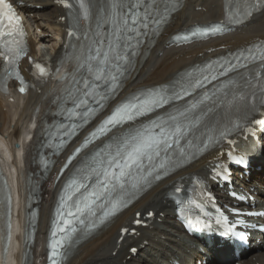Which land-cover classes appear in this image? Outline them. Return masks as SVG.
Segmentation results:
<instances>
[{
  "label": "snow or ice",
  "instance_id": "obj_1",
  "mask_svg": "<svg viewBox=\"0 0 264 264\" xmlns=\"http://www.w3.org/2000/svg\"><path fill=\"white\" fill-rule=\"evenodd\" d=\"M60 2L69 9L78 6L79 13L86 21L93 19L94 16L101 17L97 28L102 31H97L90 43L87 42L90 39L88 33L83 34L86 43L80 45L78 52L71 57L75 61V71L71 77L69 74L64 76V79L69 80L65 92L73 105L65 109L66 119L72 121L74 117H78L87 123L88 117L102 109L103 101L115 93L119 86V78L124 74L126 65L130 63V57L137 54L136 48L142 42V37L147 35L150 28L155 30L165 21L171 10L170 0H110V11L101 7L95 13L92 11L91 0H75V4L71 0ZM261 8H264V0H228L224 12L228 22L239 23L242 17H251L254 11ZM79 18L78 16L77 19ZM106 26L111 29L110 35L107 34ZM220 30V27H214L202 30L201 34L206 35L209 31ZM23 36L21 22L12 5L0 0V58L4 61L3 72L6 78L15 75L20 81L19 91L22 93L26 91L27 86L15 70V64L25 51ZM68 36L80 38L75 28L68 32ZM183 38L186 37L176 39ZM255 61L264 65V45L240 51L232 60H217L194 69L187 73L186 82L180 86L179 91L160 88L146 95H134L117 106L89 134L84 146L117 125L163 109L172 100H182L186 96H191L196 89H205L185 107L157 115L116 139L114 143L99 149L90 164L83 169H77L78 175L73 176L65 184L59 198L49 244L51 264H59L63 250L78 231V225H83L87 230L94 229L98 222L103 223L137 191L142 190L144 185L150 183V178L159 180L161 172L166 173L180 159L186 158L190 150L199 151L201 147L206 148L209 144L230 135L231 130L238 127L233 121L205 125L204 120L212 111L207 105L218 102L216 100L218 93L222 92L227 97L230 85L234 86V82L231 79L223 81L211 92L206 89V85L238 68H247ZM34 67L40 77L47 75L45 66L37 63ZM76 73H80L79 79ZM252 87L253 85L249 84V89ZM239 91L237 90V93ZM259 91L261 97H264V88H260ZM237 93L232 94L229 109H235L237 102L242 103L246 106L242 118L247 119L248 100L249 97L255 98L256 92L251 91L242 95ZM255 123L264 124V121L256 120ZM78 126L74 122L59 125L57 134L60 140L57 147H62L63 137L74 134ZM201 128L205 129L202 133ZM198 133L200 135H197ZM52 139H56V136ZM80 150L77 148L76 152L79 153ZM44 163L46 166L47 162ZM200 222L199 217L195 222L191 219L188 221L190 226ZM8 227L10 229V223ZM122 231L126 232L127 229Z\"/></svg>",
  "mask_w": 264,
  "mask_h": 264
},
{
  "label": "bare ground",
  "instance_id": "obj_2",
  "mask_svg": "<svg viewBox=\"0 0 264 264\" xmlns=\"http://www.w3.org/2000/svg\"><path fill=\"white\" fill-rule=\"evenodd\" d=\"M37 6L42 9L36 10ZM19 9L27 17H32L31 21L35 30L41 29L39 35L31 34L30 36V56L40 61H48L54 68H57V73L48 84L39 89L38 93L28 92L23 96H18L17 86L12 84L11 92L15 96V101L9 103L7 99L0 97V162L10 178L13 195L12 225L6 248L8 254L0 264H36V261L38 262L45 256L49 223L57 194L76 162L85 155L78 157L57 183H55V177L50 180L51 174L58 173L67 154L80 142L86 131L70 144L62 156L54 158L53 168L48 177H42L38 171L37 153L42 148L39 136L43 134L45 125L51 121L49 119L51 115L57 111L63 94L61 87L56 85V81L63 78L65 74L71 76L75 68L65 61L64 41L67 21L61 22V18L66 15L55 0H28ZM222 19L221 0H186L180 11L170 17L143 59L136 64L112 105L130 93L164 85L194 64L244 48L253 40L264 39L263 11L252 16L246 24L231 34L184 47L170 46L169 39L172 35L195 24L217 23ZM49 32L52 33L53 39H47L46 34ZM46 41L51 42L50 47H43L44 49L36 52L35 46H41ZM212 50L213 52H210ZM21 69H28L26 60L23 61ZM109 109L105 114L109 112ZM32 124L36 125V129H32ZM31 134L32 140L26 141ZM108 138L102 139L91 148H99ZM15 144L18 145L21 155L14 154ZM2 150L8 151L11 158L10 164ZM216 154L217 151L210 152L193 164L175 171L164 181L144 190L137 199L130 201L129 208L114 218L105 228L86 241L75 243L63 258V264H172L175 260L182 264H195L197 260L203 259H206L208 264H254L253 259L264 264V252L256 249L251 251L250 259L243 258V261L235 262L228 256L226 249L201 250L200 243L186 238L179 224L174 220V208L168 200V193L173 185L177 182L189 183L194 176L206 175L207 166ZM261 165L262 170L258 174L260 177L258 183L264 189V156ZM9 167L14 170L16 178L10 173ZM255 176L256 174L253 173V177ZM45 182H50L49 189L45 187ZM256 185L253 183V187L260 194L258 201L263 202L264 192ZM34 187L39 189L35 195L38 207L37 219L32 242L25 243L23 216L28 214L27 194ZM148 212L154 214L153 218L149 219L148 228L138 229V237H125L118 246L116 240L119 230L129 227L136 214L145 215ZM261 243L264 244V237ZM131 248L137 249V255L133 256L129 253Z\"/></svg>",
  "mask_w": 264,
  "mask_h": 264
},
{
  "label": "rangeland",
  "instance_id": "obj_3",
  "mask_svg": "<svg viewBox=\"0 0 264 264\" xmlns=\"http://www.w3.org/2000/svg\"><path fill=\"white\" fill-rule=\"evenodd\" d=\"M30 25H31V26H34L32 23H30ZM33 33H35V31H33ZM36 33H37V32H36ZM46 37H47L48 40L53 39V35H52V33H50V32L46 34ZM48 40H47V41H48ZM47 41H46V43L42 44L41 46L36 47V48H35L36 52H37V51H40V50H42V49H44L43 47H48V46L50 47L51 42L48 43ZM45 45H46V46H45ZM45 187L49 189V188H50V182H47V183L45 184ZM45 198H46V197H45ZM36 264H38L37 261H36Z\"/></svg>",
  "mask_w": 264,
  "mask_h": 264
}]
</instances>
